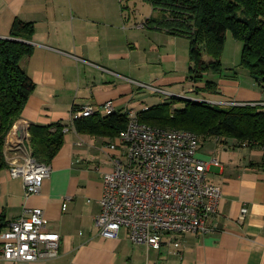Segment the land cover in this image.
Listing matches in <instances>:
<instances>
[{"label": "crops", "instance_id": "1", "mask_svg": "<svg viewBox=\"0 0 264 264\" xmlns=\"http://www.w3.org/2000/svg\"><path fill=\"white\" fill-rule=\"evenodd\" d=\"M118 3L0 0V40L11 37L15 19L35 24L27 41L33 52L21 60L35 88L7 136L6 167L0 172V235L27 206L42 208L47 231L60 236L59 256L54 259L6 261L0 244V264H264V150L240 145L235 139L209 138L198 150L199 158L217 160L218 164L210 163L207 176L222 190L208 233L179 235V248L167 243L160 249L131 242L124 230L115 239L99 234L94 219L101 209L103 176L112 170V159L119 153L108 145L116 143L117 137L78 132L72 115L87 105L101 106L107 101H112L114 111L148 107L143 101L135 102L140 88L136 82H141L136 78L139 69L152 64V59L178 61L176 50L172 54L156 50L158 34L154 32L181 37L129 26ZM236 74L219 77L209 73L208 78L216 82L213 92L204 89V81H182L185 76L158 75L149 84L170 85L177 97L220 107L233 101L264 103V88L247 72ZM175 82H186L190 92L175 90ZM97 114L106 115L103 111ZM56 123L70 128L49 162L51 175L37 195L25 196L23 180L13 178L8 170L10 160L20 153L11 149L12 144L30 137L32 124ZM243 207L247 214L240 221Z\"/></svg>", "mask_w": 264, "mask_h": 264}, {"label": "built area", "instance_id": "2", "mask_svg": "<svg viewBox=\"0 0 264 264\" xmlns=\"http://www.w3.org/2000/svg\"><path fill=\"white\" fill-rule=\"evenodd\" d=\"M136 84L164 93L151 84ZM101 111L113 112L112 101L83 107L73 113V121ZM123 112L127 113L126 128L116 143L108 145L110 149L118 148L119 153L112 159V170L103 176L101 209L94 219L99 234L115 239L124 230L131 242L160 249L167 243L179 248V235L208 233L222 198L221 188L207 176L210 163L218 164L217 160L198 157L199 136L194 132L149 125L139 120L138 111ZM69 128L65 126L63 132ZM12 145L11 149L20 153L10 160L9 173L23 180L25 196L37 195L51 175V166L34 157L29 136ZM246 214L247 208L243 207L239 220L243 221ZM0 237L1 256L6 261L26 263L59 256L60 236L47 231L45 212L39 207H24Z\"/></svg>", "mask_w": 264, "mask_h": 264}, {"label": "trees", "instance_id": "3", "mask_svg": "<svg viewBox=\"0 0 264 264\" xmlns=\"http://www.w3.org/2000/svg\"><path fill=\"white\" fill-rule=\"evenodd\" d=\"M146 1L162 15L149 17L141 28L189 39L190 81H204L205 90L217 91L216 82L208 74L222 75L221 56L229 32L243 44L240 65L264 88V0ZM34 32L33 22L15 19L11 37L0 40V172L6 167L7 136L35 88L21 67V60L33 52L27 41ZM205 54L211 58L206 59ZM178 102L184 105L175 107ZM126 115L123 111L103 116L95 113L74 119V126L81 133L114 138L126 128ZM138 117L149 125L192 131L199 136L200 146L209 138L235 139L240 145L264 150L263 104L220 107L171 96L138 111ZM64 127L62 123L30 126V143L37 160L49 163L53 159L64 141ZM261 164L264 165V155Z\"/></svg>", "mask_w": 264, "mask_h": 264}, {"label": "rangeland", "instance_id": "4", "mask_svg": "<svg viewBox=\"0 0 264 264\" xmlns=\"http://www.w3.org/2000/svg\"><path fill=\"white\" fill-rule=\"evenodd\" d=\"M119 1V8L123 11H125L126 18L128 20V25L134 26V28H137L136 25L144 24L146 20L153 16L156 17L159 14V10H154L152 7V4L146 0H117ZM121 3V4H120ZM162 15V14H161ZM140 28V27H138ZM146 29V27H145ZM140 30V29H137ZM147 30V29H146ZM144 34L145 30L143 31ZM157 38L155 39V45L156 50H160V53L172 54L174 50H176L178 54V61L174 62L170 59H161L160 61H157L156 59H152L153 63L150 65H145L143 69H139V75L136 77L139 81L149 84L151 83L150 79H154L156 76H163L167 74L169 77L177 76V77H183L185 76V79L182 81H190L188 79L189 76V68L192 65L190 61L189 56V49H190V41L187 38H181V37H169L163 33H156ZM146 42V41H144ZM242 42L234 39L231 35V33H227V39L224 45V50L221 56V62H222V75H229L233 76L234 73L240 74L242 72H247L244 67L240 65L241 61V54H242ZM155 57V56H154ZM206 58H211L208 55L205 54ZM250 75V74H249ZM217 76V75H216ZM252 77V76H251ZM253 78V77H252ZM255 79V78H253ZM195 83V82H194ZM175 86V90H178L179 92H190V87L187 86L186 82H175L173 84ZM172 86L167 85L165 87L160 88V90L164 91V93H155L152 89L147 87H141L138 89L137 97L135 102L142 105H148V106H154L161 102L167 101L169 97L175 96L173 93H171ZM194 93H190L189 95H193ZM184 105L183 102H178L175 105ZM182 105V106H183ZM230 106V104H227ZM177 106V107H182ZM222 107V106H221ZM227 107V106H226Z\"/></svg>", "mask_w": 264, "mask_h": 264}]
</instances>
